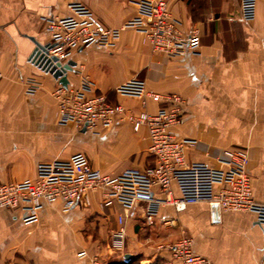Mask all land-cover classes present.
Listing matches in <instances>:
<instances>
[{
	"label": "crops",
	"instance_id": "obj_1",
	"mask_svg": "<svg viewBox=\"0 0 264 264\" xmlns=\"http://www.w3.org/2000/svg\"><path fill=\"white\" fill-rule=\"evenodd\" d=\"M154 1L0 0V184L34 180L39 164L55 161L88 162L114 177L151 167L148 131L135 132L131 118L163 108L154 96L176 95L184 118L173 132L185 143L186 162L227 170L224 151L247 150L254 202L264 206V0H257L252 23L242 21L240 0H166L181 30L199 34L194 55L153 52L145 36L130 29L108 47L75 50L70 89L87 78L86 96L104 95L125 115L97 134L60 124L54 98L60 83L31 61L36 44H51L44 19L68 18V6L80 3L107 28L119 30L135 18L150 21ZM135 80L145 83V97L117 93ZM29 83L39 85L34 95ZM153 191L161 203L152 225L145 221L146 202L117 198L103 205L101 191L81 197L70 211L58 201L29 219L0 209V264H126L125 255L130 264H182L160 246L184 236L205 264H264V226L255 212H220L214 222L207 203L177 212ZM173 193L180 196L176 186ZM120 217L125 244L116 251L112 234Z\"/></svg>",
	"mask_w": 264,
	"mask_h": 264
},
{
	"label": "built area",
	"instance_id": "obj_2",
	"mask_svg": "<svg viewBox=\"0 0 264 264\" xmlns=\"http://www.w3.org/2000/svg\"><path fill=\"white\" fill-rule=\"evenodd\" d=\"M256 6L257 0H240L243 22L255 20ZM68 9L71 12L68 18L44 19L45 30L51 37L49 54L62 65L67 64L79 48L108 47L125 29L143 34L153 52L169 58L194 55L201 45L197 32L184 33L181 30V22L171 15L166 0L154 1L150 21L135 18L119 30L107 28L83 4H70ZM89 88L87 78L77 89L61 84L55 88L60 124L76 126L93 134L101 129H112L124 117V108L110 104L104 95L86 96ZM38 90L36 83L28 84V94L34 95ZM117 93L143 98L146 86L144 82L135 80L118 88ZM154 97L161 99L165 106L156 114L142 112L131 118L135 132L143 128L148 131V152L154 160L151 167L129 169L114 177L95 169L88 162L80 166L69 161L39 164L34 180L0 184V209L20 211L29 219L37 217L44 208L58 201L62 202L64 211H70L81 197L87 198L89 193L101 191L104 194L103 205H109L117 198L146 202L145 221L152 225L161 203L153 197V190L157 189L164 195L162 202L177 212L204 202L210 207L217 205L220 212H255L264 226V206L255 204L253 198L247 150H225L227 170L215 169L206 163H187L185 143L173 132L184 118L182 99L176 95ZM175 186L179 189V197L174 196ZM124 222L120 217L119 228L112 234V247L116 251L124 248ZM192 246V240L184 236L177 243L160 248L182 264H205V259L195 254ZM85 255L81 253L79 257Z\"/></svg>",
	"mask_w": 264,
	"mask_h": 264
},
{
	"label": "water",
	"instance_id": "obj_3",
	"mask_svg": "<svg viewBox=\"0 0 264 264\" xmlns=\"http://www.w3.org/2000/svg\"><path fill=\"white\" fill-rule=\"evenodd\" d=\"M35 46L36 48L31 56L32 63H34L42 71L53 76L55 80L59 81L61 85L67 87L68 72H70L72 68L75 67V64L73 62H68L67 64L62 65L56 57H51L49 54V50L51 49L50 45L41 46L39 44H36ZM84 131L86 130L84 129ZM211 210H212L213 221L219 222L220 221L219 207L217 205L212 206ZM124 261L126 264H130L131 256L125 255Z\"/></svg>",
	"mask_w": 264,
	"mask_h": 264
}]
</instances>
